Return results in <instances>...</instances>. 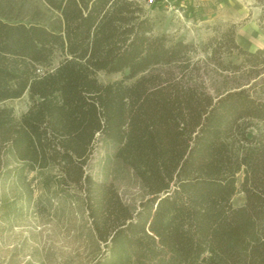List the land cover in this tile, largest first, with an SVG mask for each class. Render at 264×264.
Here are the masks:
<instances>
[{"label":"trees","instance_id":"1","mask_svg":"<svg viewBox=\"0 0 264 264\" xmlns=\"http://www.w3.org/2000/svg\"><path fill=\"white\" fill-rule=\"evenodd\" d=\"M42 1L52 19L0 11V103L30 99L19 119L0 106V178L53 169L80 190L105 247L94 264H264V46L243 48L233 27L211 39L212 92L194 44L156 33L145 3ZM98 136L141 180L136 210L87 171Z\"/></svg>","mask_w":264,"mask_h":264},{"label":"rangeland","instance_id":"2","mask_svg":"<svg viewBox=\"0 0 264 264\" xmlns=\"http://www.w3.org/2000/svg\"><path fill=\"white\" fill-rule=\"evenodd\" d=\"M225 1L171 0L169 5L155 3L152 7L146 6L155 23L156 33L194 44L196 51L192 60L200 67L201 76L212 92L222 76L209 58L210 49H213L210 40L222 37L233 27L241 45L238 31L252 20L251 17H236ZM256 2L242 0L245 8L251 11L259 9L262 13V6ZM3 9L10 16L26 17L34 11L48 20L54 16L42 0H0V11ZM218 49L227 61L230 46L222 43ZM62 59V55L56 53L52 67ZM223 75H228V72H223ZM123 76V73L115 72L97 73V78L103 83ZM0 106L11 108L19 119L28 110L30 99L25 94L21 98L1 102ZM117 148L116 143L98 136L87 171L96 180L113 184L124 202L136 210L146 197V190L135 171L116 156ZM9 163H12L11 167L15 166L12 160ZM242 178L240 173L239 185ZM244 202L242 192L233 197L235 207L242 206ZM104 250V244L93 230L82 192L60 185L53 169L35 172L13 170L0 178V264H94Z\"/></svg>","mask_w":264,"mask_h":264},{"label":"crops","instance_id":"3","mask_svg":"<svg viewBox=\"0 0 264 264\" xmlns=\"http://www.w3.org/2000/svg\"><path fill=\"white\" fill-rule=\"evenodd\" d=\"M203 3L213 2L215 0H199ZM256 2V0H253ZM226 5L232 8L234 15L238 18H252L250 22L241 26V30L238 31L239 37L242 38L241 46L248 50H255L264 46V30L260 26V10L248 9L242 4V0H226ZM257 3V2H256ZM255 35V36H254Z\"/></svg>","mask_w":264,"mask_h":264},{"label":"built area","instance_id":"4","mask_svg":"<svg viewBox=\"0 0 264 264\" xmlns=\"http://www.w3.org/2000/svg\"><path fill=\"white\" fill-rule=\"evenodd\" d=\"M139 1L145 3L148 6H151L157 3L159 0H139ZM162 1H163L162 3L165 5H169L171 3V0H162Z\"/></svg>","mask_w":264,"mask_h":264}]
</instances>
